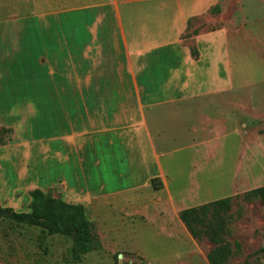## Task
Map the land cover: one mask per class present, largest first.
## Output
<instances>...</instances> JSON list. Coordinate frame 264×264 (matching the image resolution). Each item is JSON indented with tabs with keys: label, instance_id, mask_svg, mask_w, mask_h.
Here are the masks:
<instances>
[{
	"label": "crops",
	"instance_id": "obj_1",
	"mask_svg": "<svg viewBox=\"0 0 264 264\" xmlns=\"http://www.w3.org/2000/svg\"><path fill=\"white\" fill-rule=\"evenodd\" d=\"M6 6L0 101L12 102L11 115L27 111L30 121L27 137L23 126L13 129L15 147L25 151L14 154L21 187L59 183L67 204L92 198L128 205L152 180L169 192L177 150L208 164L219 139L214 133L224 134L230 116L237 130L246 129L243 91L251 82L240 75L235 85L230 57L236 48L240 58L252 25L264 34V0H7ZM201 19L218 27L193 34L190 49L183 37ZM55 173L57 182L46 180Z\"/></svg>",
	"mask_w": 264,
	"mask_h": 264
},
{
	"label": "rangeland",
	"instance_id": "obj_2",
	"mask_svg": "<svg viewBox=\"0 0 264 264\" xmlns=\"http://www.w3.org/2000/svg\"><path fill=\"white\" fill-rule=\"evenodd\" d=\"M6 1L0 0L2 34L6 26L3 20L8 9ZM44 23L38 21V26L43 27ZM198 23L202 26L183 37L190 49L193 34L218 27L216 22L205 23L204 19ZM32 24L35 26L36 22ZM254 26L251 27L254 31H249L244 39L240 58L236 48L230 57L235 85L240 75L251 82L243 91L247 96L244 131L236 129L238 125L230 116L223 126L226 127L224 134L214 133V138L219 139L214 140V148L208 150V164H199L201 160L193 158V151L177 150L174 155L178 165L168 180L169 192L163 191L161 182H157L160 184L157 190L143 189L129 197L132 203L128 205L119 200L115 206H106L92 198L74 204L82 207L95 236V249L79 256L77 262L69 256L73 246L71 238L49 236L39 228L16 224L0 216V264H208L206 256L213 245L206 238L192 239L179 213L224 198H231L229 208L206 214L201 232L216 233L222 238L228 253L225 264H264V204L254 195H250L249 200L243 199L247 193L264 187V34ZM239 67L242 68L240 74ZM10 103L0 101V209L29 212V193L35 189L67 204L59 183L53 187H46L45 183L36 187L30 182L21 187L22 177L16 182L20 168L14 169V154L25 151L15 147L13 129L23 126L22 134L27 137L30 121L23 108L21 116L11 115L7 110ZM168 145L170 143H167L168 148L174 147ZM26 166H21L24 172ZM207 167L211 172H197ZM1 175L7 185L1 181ZM59 176L47 175L46 180L55 179V183ZM62 177H68V172ZM34 181L38 183V178ZM1 183L6 186L2 187ZM122 184L124 187L127 183ZM97 244L99 247H95Z\"/></svg>",
	"mask_w": 264,
	"mask_h": 264
},
{
	"label": "trees",
	"instance_id": "obj_3",
	"mask_svg": "<svg viewBox=\"0 0 264 264\" xmlns=\"http://www.w3.org/2000/svg\"><path fill=\"white\" fill-rule=\"evenodd\" d=\"M151 185L155 190L160 187L157 180H152ZM250 195L258 197L264 204V187L247 193L243 199L249 200ZM29 197L31 199L29 212L16 213L6 208L0 209V216L16 224L39 228L49 236L58 235L71 238L73 246L69 256L73 262H77L79 256L95 249L93 245L95 236L80 205L63 203L43 194L40 190L30 192ZM230 203L231 198H224L201 207L185 209L179 213V219L192 239L200 241L206 238L213 245L212 250L206 256L208 264H225L228 253L226 244L222 238L216 236V233L201 232L205 223L204 217L210 212L227 210ZM220 229L221 227L218 228Z\"/></svg>",
	"mask_w": 264,
	"mask_h": 264
}]
</instances>
